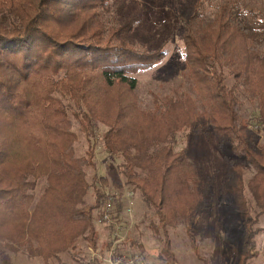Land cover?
<instances>
[{
  "label": "trees",
  "instance_id": "obj_1",
  "mask_svg": "<svg viewBox=\"0 0 264 264\" xmlns=\"http://www.w3.org/2000/svg\"><path fill=\"white\" fill-rule=\"evenodd\" d=\"M184 1L193 22L183 35L188 88L158 98L148 114L134 97L137 74L163 60L174 34L155 48L133 44L144 11H132L140 2L0 0V250L51 264L64 255L78 261L80 241L97 246L95 220L109 176L90 181L87 170L97 168L101 126L105 152L122 158L115 190L122 197L105 225L111 235L131 189L151 215L160 263L180 264L171 240L180 222L198 256L196 224L212 181L173 147L180 133L209 135L233 156L225 158L220 193L222 202L234 199L246 223L241 264L257 255L256 237L264 233L255 229L264 215V23L247 19L243 0ZM246 104L258 110L256 123L246 121ZM80 137L87 144L83 156L76 153ZM244 165L253 172L248 181Z\"/></svg>",
  "mask_w": 264,
  "mask_h": 264
},
{
  "label": "rangeland",
  "instance_id": "obj_2",
  "mask_svg": "<svg viewBox=\"0 0 264 264\" xmlns=\"http://www.w3.org/2000/svg\"><path fill=\"white\" fill-rule=\"evenodd\" d=\"M141 4H135V14L140 15V24L131 39L133 44L139 46H151L155 48L160 44L162 36H171V41L165 45V56L163 60L152 70L143 71L137 74L138 87L135 92V99L138 102L141 112L152 114L157 109L155 101L158 98L174 97L175 94H181V91L187 87V66L184 62V32L185 25L193 24L190 20L192 15L191 8L185 7L184 0H137ZM219 1V0H218ZM247 11V19L254 25L260 26L264 23V0H243ZM215 1L207 5L208 12ZM121 9V3L117 10ZM137 12V13H136ZM211 14L208 15L210 17ZM165 28V29H164ZM171 28V29H170ZM170 29V30H168ZM163 33H167L162 35ZM145 49V48H144ZM230 84V81H227ZM101 97L99 101L104 107L106 98L112 97L114 103H119L117 93L110 96ZM124 98V97H123ZM125 99V98H124ZM70 105L69 101H65ZM125 103H130L127 100ZM112 104V106H113ZM114 105V107L116 106ZM244 117L246 121L256 119L258 110L248 108L246 104ZM71 106V105H70ZM72 107V106H71ZM129 114V112H128ZM131 117V114H129ZM252 123H256L252 120ZM97 138L94 141L96 145V170L88 169V180L91 181L95 175L97 177L109 176L107 191L116 190L117 183L122 182V176L119 174V165L122 158L113 159L103 148L101 136L103 127H99ZM173 149L176 152L186 151L188 159L196 165L200 176L207 177L212 181V193L208 201L207 208L198 216L195 236L199 241L198 256L186 236L184 224L180 222L177 229L172 231L171 240L174 253L180 264H241L240 246L243 239V232L246 229V223L239 214L237 204L232 197L221 200L220 187L226 181V163L225 158L233 157L229 150L224 154L217 147V141L213 136L196 135L180 133L177 135ZM87 150V144L83 137H80L76 146L78 156H83ZM243 163V162H242ZM244 164V163H243ZM245 180L248 181L253 172L251 168L244 165ZM111 178V179H110ZM114 178V179H113ZM116 180V182H114ZM113 182L116 185H113ZM135 196V197H134ZM131 200H125V217L120 222L123 226V243L125 250L135 252L137 250L143 253L145 264H161L158 255L161 250L159 239L150 229V219L147 216V210L144 207L138 195H134ZM89 203L93 202V192L88 195ZM127 209L129 211L127 212ZM254 217L253 214H251ZM95 226L99 233L97 246L91 247L87 243L80 241L77 244L78 261L72 260L69 256H62L59 262L51 264H88L93 263L94 253L105 252L109 243L112 242V235L107 226L99 225L95 220ZM264 228V216L255 226V229ZM257 255L252 257L246 264H264V233L256 237ZM93 251V254L91 253ZM0 264H44L40 259L29 258L24 253H13L8 249L0 250Z\"/></svg>",
  "mask_w": 264,
  "mask_h": 264
},
{
  "label": "built area",
  "instance_id": "obj_3",
  "mask_svg": "<svg viewBox=\"0 0 264 264\" xmlns=\"http://www.w3.org/2000/svg\"><path fill=\"white\" fill-rule=\"evenodd\" d=\"M134 192L131 189H126L123 199L131 200ZM121 195L115 191H109L105 194V205L102 212V217L97 220L99 225H109L112 223V210L114 205L121 200ZM129 209H127V212ZM124 228L121 224L117 223L116 229L112 234V242L109 243L104 253L99 250L95 257H92L93 263L88 264H145L143 253L139 250L135 252H128L125 250V241L123 235ZM93 254V251L91 250Z\"/></svg>",
  "mask_w": 264,
  "mask_h": 264
},
{
  "label": "crops",
  "instance_id": "obj_4",
  "mask_svg": "<svg viewBox=\"0 0 264 264\" xmlns=\"http://www.w3.org/2000/svg\"><path fill=\"white\" fill-rule=\"evenodd\" d=\"M264 216V215H263Z\"/></svg>",
  "mask_w": 264,
  "mask_h": 264
}]
</instances>
